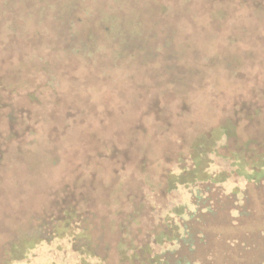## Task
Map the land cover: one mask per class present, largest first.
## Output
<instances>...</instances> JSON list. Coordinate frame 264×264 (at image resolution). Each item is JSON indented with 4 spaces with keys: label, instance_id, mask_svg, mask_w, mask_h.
I'll use <instances>...</instances> for the list:
<instances>
[{
    "label": "trees",
    "instance_id": "obj_1",
    "mask_svg": "<svg viewBox=\"0 0 264 264\" xmlns=\"http://www.w3.org/2000/svg\"><path fill=\"white\" fill-rule=\"evenodd\" d=\"M64 1L0 0V182L19 189L23 172L43 181L38 165H61L59 186L33 210L49 237L3 235L32 214L21 196L18 213L0 215V264L63 241L76 264H192L198 232L223 208L217 187L264 178V54L242 73L222 53L239 43L247 59L264 0H81L62 11ZM125 24L136 33L123 44ZM253 47L264 51V38ZM22 123L49 145L8 156L23 147L7 141ZM10 199L0 192V204Z\"/></svg>",
    "mask_w": 264,
    "mask_h": 264
},
{
    "label": "rangeland",
    "instance_id": "obj_2",
    "mask_svg": "<svg viewBox=\"0 0 264 264\" xmlns=\"http://www.w3.org/2000/svg\"><path fill=\"white\" fill-rule=\"evenodd\" d=\"M80 5L81 0H65L63 2V5L61 6V10L64 11L70 6H77V8H79ZM99 20L100 16H98L96 20H94L95 22H93L94 27L92 28V31L96 32L94 33L96 36H102V31L104 30L103 26L100 25L101 22H99ZM252 25L257 26L256 23H253ZM259 28L261 30L263 29V34H258V37L255 39L257 42L264 38V20L259 25ZM250 30H252L251 26ZM115 33L117 34V36H120L122 38V43L126 44L127 38H131V35L136 32L131 30L130 25L125 24L124 26L116 28ZM260 36H263V38L259 39ZM238 39H240V37ZM255 40H249V43L244 42V48H248L247 59L242 57L243 51L241 49H243V47L239 45V43L236 44V47H238L237 50L236 47L233 50L231 47L228 50L229 52H227L226 50V53L225 51L222 52L224 54H231V58L234 60L235 69L237 71H241L242 73L244 71L246 73L254 72L255 64L257 62L255 58L259 57V55L264 54V51L259 52V50L253 47ZM225 43L226 42L222 44L224 45ZM214 49L215 50L213 51L217 50V48ZM222 49L224 48L222 47ZM242 61H244V64L242 63ZM237 78L238 77H236L235 79ZM66 83L67 85L70 84V82L68 81H66ZM60 85L62 88H65V84H63V81ZM125 93H129L128 90ZM124 97L125 100L128 101L130 98H132L130 94H125ZM95 99L97 102H103V95H98ZM259 125L260 124L255 126L253 125L252 129H254L255 127L257 129L261 128L259 127ZM261 125L263 124L261 123ZM31 127H28L27 124L22 123L20 124V128H18L20 133L8 138V143L11 142L12 139L19 140L22 141L21 144L24 147V149H22V147L20 150H9L7 153L8 156H14L19 151L24 152L25 148H29L31 146H38L36 151L41 152L42 150L44 151L42 146L49 145L48 141L51 140V138L48 137V134H44L43 132L31 131ZM258 133L263 134L264 131H262L261 129V131H259ZM55 143L56 142H53V144ZM235 143L231 141L230 146H233ZM241 143L242 142H238V144ZM229 149L230 147L228 148V150ZM228 150L225 149V153L227 155ZM71 151H74V149L68 150V153ZM68 153H66L65 155H68ZM39 156L40 155L38 153L37 157L33 160L34 164L36 163V161L40 162V159H38ZM78 158H81V156L78 155ZM42 163L43 164H40L37 167L36 163L33 166L32 170H28V175L35 174V167L36 169H38L39 166L43 165V181L40 180L41 177L37 178L32 183L29 180L25 181L26 174L23 172L22 182L24 184L19 189H12V184L9 182H0V192L7 193L11 197L9 204H0V215L2 214V216H4L5 212L9 209L10 214H14L15 212L18 213L17 201H19L18 198H22L21 196H24L25 202L27 201L28 203V205L26 204L25 206V210L32 213L29 217L26 218L24 224H17V226H14V224L11 222V226L13 225V227L16 229L13 232L6 230L5 233H3V235H7L8 238L12 235L13 239L15 240L21 238L30 239L40 236L47 238L49 237V235L46 233V231L48 230L47 228H45V226H48V228H50L51 226H49V224L46 225L44 223L38 222L39 219L35 217L36 211L33 212V210H37V203L44 202L48 198H50L51 192L57 189V187L59 186L61 178L59 182L57 175L59 173L61 165L57 164L55 167H53L52 163H50L49 165L46 162ZM169 164L170 162L164 161L163 163L159 164L160 166L153 165L151 168H156L157 172L163 169L164 166H167ZM47 175L48 177L46 178ZM66 181H68V178L66 179ZM217 188H219V191L217 190V198L220 199L218 205L220 204L219 207L223 208H221L220 211L217 210L216 213H214L212 216L206 218V220H208V223L205 226L207 232L206 234H204V236L203 231L198 232L199 234H201L200 236H202L203 239V244H199V251H196L195 255L191 254L190 256L188 254V257L186 253L184 257H187L189 262L192 264H264V179L259 183H247L242 179L237 180L235 178H231L225 183L219 185ZM212 190V195H215L214 188ZM188 191H190V189H184L183 193L180 195V200L182 203L186 202L185 199H187L186 196ZM225 195L229 197V200H231V202H227L225 200ZM187 202H189V199L187 200ZM14 204L15 206H13ZM18 204L20 205V203ZM241 205L244 206L241 213H239L238 207ZM12 207L14 212L12 210ZM30 218L32 219L30 220ZM100 233H103L102 230ZM108 239L112 240L114 239V236L111 237L108 235ZM104 247L105 246H101L102 249H104ZM168 248L171 250L173 249V246H171V248ZM107 249L108 246L105 247V251H108ZM176 256L181 255L177 254ZM29 258L30 259L26 264H76L78 256L71 253L69 245L65 241H63L54 243L52 245H49L48 247H40L33 253H31L29 255Z\"/></svg>",
    "mask_w": 264,
    "mask_h": 264
},
{
    "label": "flooded vegetation",
    "instance_id": "obj_3",
    "mask_svg": "<svg viewBox=\"0 0 264 264\" xmlns=\"http://www.w3.org/2000/svg\"><path fill=\"white\" fill-rule=\"evenodd\" d=\"M263 179H264V178H263ZM263 179H262V180H263ZM243 181H244V180H243ZM244 182H246V181H244ZM247 183H248V182H247Z\"/></svg>",
    "mask_w": 264,
    "mask_h": 264
}]
</instances>
